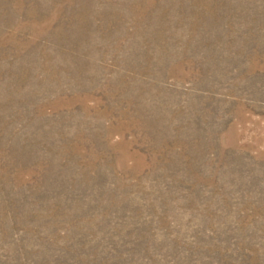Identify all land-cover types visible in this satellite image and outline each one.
Here are the masks:
<instances>
[{"label": "rangeland", "instance_id": "rangeland-1", "mask_svg": "<svg viewBox=\"0 0 264 264\" xmlns=\"http://www.w3.org/2000/svg\"><path fill=\"white\" fill-rule=\"evenodd\" d=\"M0 264H264V0H0Z\"/></svg>", "mask_w": 264, "mask_h": 264}]
</instances>
